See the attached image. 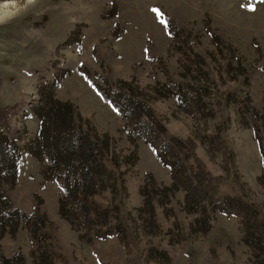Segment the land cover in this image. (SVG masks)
I'll return each instance as SVG.
<instances>
[{
    "label": "rangeland",
    "instance_id": "rangeland-1",
    "mask_svg": "<svg viewBox=\"0 0 264 264\" xmlns=\"http://www.w3.org/2000/svg\"><path fill=\"white\" fill-rule=\"evenodd\" d=\"M56 80L57 99L74 105L92 135L113 140L110 156L122 165L109 166L118 187L90 202L110 210L107 228L121 233L98 240L73 229L59 214L61 184L44 179L48 162L24 152L17 187L4 191L15 208L47 216L48 235L41 230L39 244L21 227L0 240V255L22 254L35 264L42 248L53 264H253L237 215L216 212L207 235L193 234L197 217L185 212L178 192L168 207L155 201L151 219L142 189L149 175L171 186L170 170L144 140H130V124L94 87L125 88L145 100L169 137L194 143L221 199L240 197L262 220L263 2L0 0V131L10 125L22 146L33 141L42 90Z\"/></svg>",
    "mask_w": 264,
    "mask_h": 264
},
{
    "label": "trees",
    "instance_id": "trees-1",
    "mask_svg": "<svg viewBox=\"0 0 264 264\" xmlns=\"http://www.w3.org/2000/svg\"><path fill=\"white\" fill-rule=\"evenodd\" d=\"M258 1L264 3L251 0ZM59 85L56 80L42 90L41 104L34 112L39 127L33 141L22 146L11 135L10 125L6 126V132L0 131V240L6 235L16 237L21 227H26L39 244L40 231H46L44 236L47 234V216H33L15 208L4 191V187L12 190L17 187L24 152L48 162L43 170L44 179L61 184L59 214L73 229L92 232L98 240L107 239L114 232L121 233L119 227L114 232L107 228L111 211L90 202L94 196L118 187L117 174L109 166L111 163L118 170L122 165L116 155L110 156L113 140L87 130L89 122L83 120L74 105L57 99L55 88ZM94 89L105 104L130 124L133 130L130 140L133 143L134 137L144 140L160 164L170 170L171 186L163 188L149 175L142 189L144 209H148L151 219H155V201L168 207L173 196L183 192L185 212L197 217L191 228L193 234L207 235L212 229L211 215L216 212L237 215L242 219L243 241L252 251L253 264H264V218L260 220L255 207L240 197L221 199L219 185L197 157L194 143L169 137L146 101L134 99L125 88L112 85ZM180 103L184 104L183 100ZM115 209L119 214V209ZM33 257L35 264H53L49 249L40 248ZM0 264L26 263L22 254L8 257L1 253Z\"/></svg>",
    "mask_w": 264,
    "mask_h": 264
},
{
    "label": "snow or ice",
    "instance_id": "snow-or-ice-1",
    "mask_svg": "<svg viewBox=\"0 0 264 264\" xmlns=\"http://www.w3.org/2000/svg\"><path fill=\"white\" fill-rule=\"evenodd\" d=\"M153 11H154V12H157L158 17H159V15H162L161 13H159V10H158V9H153Z\"/></svg>",
    "mask_w": 264,
    "mask_h": 264
}]
</instances>
